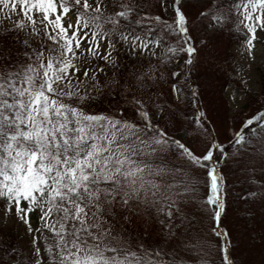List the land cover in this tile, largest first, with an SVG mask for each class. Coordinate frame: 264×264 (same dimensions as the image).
Wrapping results in <instances>:
<instances>
[{
	"label": "snow or ice",
	"instance_id": "obj_1",
	"mask_svg": "<svg viewBox=\"0 0 264 264\" xmlns=\"http://www.w3.org/2000/svg\"><path fill=\"white\" fill-rule=\"evenodd\" d=\"M155 4L163 12L170 9V16L149 15L126 0H0V13L17 17L14 43L0 40V200L5 213L14 209L32 235V264H183L202 259L192 253L199 252L208 229L224 264H234L231 233L220 231L226 181L204 163H218L214 157L216 152L223 156L221 146L213 142L197 153L182 137L154 123L153 116L164 109L152 112L156 102L144 91L150 87L147 72L125 76L120 69L124 57L136 63L140 56H157L158 48L173 57L184 53L186 65L196 63L200 50L190 35L196 15L214 30L239 17L251 54L257 32H264V0ZM172 34L184 41L180 47L168 46ZM7 35V30L0 33ZM161 71L156 69L157 79ZM169 74L170 91L179 100L180 73ZM113 86L122 102L94 111L97 97L105 89L104 95L112 96ZM257 119H264V113ZM252 124L249 119L242 127ZM244 140L238 131L235 142ZM194 166L204 169L202 198L197 196L200 185L188 177ZM257 167L264 176V158L249 164L248 171ZM258 182L264 192V180ZM255 196V189L248 193ZM141 209L156 225L157 239L151 243L130 236L125 227L147 223ZM120 239L127 243H113Z\"/></svg>",
	"mask_w": 264,
	"mask_h": 264
},
{
	"label": "rangeland",
	"instance_id": "obj_2",
	"mask_svg": "<svg viewBox=\"0 0 264 264\" xmlns=\"http://www.w3.org/2000/svg\"><path fill=\"white\" fill-rule=\"evenodd\" d=\"M234 2L235 0H233ZM154 5H156L155 1ZM167 14L170 15L169 11ZM9 15L12 16V19H6ZM198 17L196 16L194 20L190 18V35L194 41L193 45L200 50L199 56L196 63L184 66L188 74H190L191 67H194L192 87L198 85L199 88V93L196 94L194 100L197 108L194 116L195 127L187 135L179 133L187 123L184 117L186 90L179 86L182 89V94L179 100L175 98L170 91L171 77L169 73L172 70L165 68L167 62H184V55L173 57L167 52L166 48H158L156 50L157 56L143 55L163 61L159 65L156 63L150 71L148 81L150 87L144 89V91H147L152 100L156 102L152 106V112L157 104H161L164 100L169 102L168 108L158 116L159 122L156 124L160 127H166L175 137H182L183 142L190 145L197 153H203L205 148L213 142L221 146L223 156L220 152H216L214 157V159L218 157L219 162L209 161L204 163H207L210 167L214 166L220 171L225 178V185L233 186L238 180L243 179L248 171L249 164H257L261 158H264V146L252 156L249 154L226 153L225 151L226 143L231 139H235L238 131L243 134L258 120V115L255 116L251 111H244L248 98L244 90L252 92L261 90V77L264 75V32H257L258 39L254 42L251 54L246 51L245 39L229 50L227 39L232 35L243 32L247 36L246 30L239 24V17H236L229 26H226L223 32H215L208 25L207 19H198ZM16 18L15 14L0 13V29L4 30L13 26ZM70 22L74 23V18ZM167 43L172 48H178L184 41L176 39L173 35L168 38ZM134 59L124 57L121 66L132 64ZM157 68L162 70L159 79L154 74ZM178 73L181 76V72L178 71ZM223 73L227 79L222 77ZM153 88H156V90H150ZM201 113H203V116H201ZM129 115L132 114L129 113ZM249 119L253 120V124L249 127H242L243 122ZM136 120L139 121V117H136ZM231 136L232 138H230ZM224 156H226V159H224ZM194 169V172L188 173V177L191 178L193 183L200 184L197 196L202 198L206 191L204 187L206 179L204 169L199 166H194ZM238 189L240 188H236V191ZM260 196H264V192L261 191ZM199 203L203 204V199H200ZM0 205V229L10 230L18 236V248L25 258V263L32 264L30 252L32 235L28 233L26 226L17 220L14 209L13 213L6 214L4 201L0 200ZM240 205L241 202L236 206L238 208L236 210L226 205V211L222 215V227L220 228L221 232L231 233L232 241L228 247L231 251L232 261L234 264H264V201H260L258 198L254 203L255 209L240 208ZM141 215L147 223L134 222L125 227L130 236L141 235L148 243H151L157 239V233L154 230L156 225L153 218L144 209H141ZM243 215L246 220L247 218L251 219L249 227L243 220ZM193 218L200 219L199 217ZM31 223L33 228L37 227L35 214L31 216ZM208 225L209 220L204 218L203 226L207 227ZM200 226L198 223L197 227ZM209 233L210 229L204 233L207 238L199 241V252L192 253L193 256H199L202 259L185 260L183 264H224L217 241L215 238L210 237ZM219 239L223 243L225 238L220 237ZM40 240L43 241V236L40 237ZM113 243L116 245L125 244L127 239H120ZM170 255H175V253H170Z\"/></svg>",
	"mask_w": 264,
	"mask_h": 264
},
{
	"label": "trees",
	"instance_id": "obj_3",
	"mask_svg": "<svg viewBox=\"0 0 264 264\" xmlns=\"http://www.w3.org/2000/svg\"><path fill=\"white\" fill-rule=\"evenodd\" d=\"M155 0H126L132 7L136 5H141L140 11L144 12L147 11L149 15H161V16H170L167 12H163L159 9L158 6L154 5ZM228 3H233V0H228ZM214 10V9H212ZM169 9V13H170ZM198 16V15H196ZM198 19H202V17H198ZM209 25V21H208ZM210 26V25H209ZM211 27V26H210ZM13 26L7 29H0V33L8 31L7 37L0 36V40H6L7 43L12 44L11 37L16 35L17 33L12 30ZM223 30H215V32H223ZM175 34H172V36ZM20 38H23L24 33H19ZM171 37V36H170ZM246 37V34L243 32H239L237 34L232 35L229 39H227V47L230 48L236 45L237 43L243 41ZM192 44L194 41L191 39ZM183 53H178L174 57H181ZM169 60V58H168ZM157 60L148 56H140L138 62L132 64H125L121 66L120 71L124 72L125 76H130L133 71L137 75H140L142 72H147V79L149 81V73L156 65ZM149 65H151V70H149ZM185 62L174 63V62H167L165 63V68L170 69L172 71L181 72V76L178 79V86H181L183 89L186 90L184 101L186 103V107L184 108V117L187 123L183 126L180 130V134L187 135L194 127H195V115H196V104L194 102L196 98V94L199 93L198 85L192 87V80H193V66L191 67L190 74L184 68ZM111 75V73L109 74ZM224 79L227 77L222 74ZM149 88V87H148ZM156 90V88L150 89ZM107 89L103 90L102 93L97 97L96 104L93 108L94 111L101 110L108 108L109 104H115L117 100H121L122 102V94H118V90L115 86L112 88L113 95L112 96H105L104 92ZM244 93L247 94V102L244 106V111H251L256 116L259 113H264V75L261 77V90L260 91H248L244 90ZM160 95V94H159ZM169 106V102L164 100L161 104H157V106L153 109V112L156 111V108H163L164 110L167 109ZM245 112V113H247ZM159 114L153 116V122L158 123ZM245 140L244 142L237 144L235 139H231L225 145V151L237 154H249L250 156L255 155L258 153L262 146H264V119H258L256 123L248 128L243 133ZM232 138V136L230 137ZM226 159V156H224ZM222 164V163H221ZM250 176H255L259 180H264V176H261V170L259 167L256 168L255 172L247 171V173L243 176V179L238 180L236 184L233 186L224 185V193H225V203L228 207H232L233 210H236V206L239 205L241 202L240 208L246 209H255L254 203L259 198L260 191V184L258 179H249ZM196 184V183H195ZM199 184V183H198ZM200 185V184H199ZM236 188H240L236 191ZM255 189L257 191V196L255 197H248V193ZM242 195V197H240ZM226 206V207H227ZM1 207V205H0ZM247 225L249 227L250 220L249 218L242 216ZM120 246V245H117ZM0 264H26L25 258L21 253L20 249L18 248V236L10 230H2L0 229ZM164 264H168V261L165 260Z\"/></svg>",
	"mask_w": 264,
	"mask_h": 264
}]
</instances>
